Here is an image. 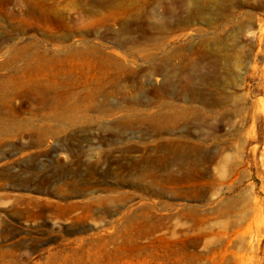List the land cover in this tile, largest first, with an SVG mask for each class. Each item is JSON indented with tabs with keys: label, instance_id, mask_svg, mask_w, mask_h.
<instances>
[{
	"label": "rangeland",
	"instance_id": "rangeland-1",
	"mask_svg": "<svg viewBox=\"0 0 264 264\" xmlns=\"http://www.w3.org/2000/svg\"><path fill=\"white\" fill-rule=\"evenodd\" d=\"M6 1L0 0V61L8 46L27 45L31 52L61 59L91 45L95 60L103 54L134 75L113 87L102 85L111 92L106 102L120 113L92 109L77 115L72 125L47 114L49 107L89 104V98L49 97L41 107L29 98L13 100L25 109L20 117L29 126L23 138L12 133L0 141V246L23 253L15 261L9 257L10 264H264V0L227 2L225 18H215L210 26L195 19L188 25L170 24L154 36L159 47L147 40L146 46L132 44L133 35L119 32L120 22L128 19L125 5L114 18L106 9L70 0L42 2L45 15L68 19L63 28L51 21L23 23L8 14L21 6ZM155 7V23L173 20L164 16L162 5ZM103 17L106 21L97 23ZM229 33L235 34L239 62L221 94L213 79L228 74L213 69L214 49L208 42L220 37L229 44ZM139 47H147V53L135 51ZM196 54L204 57L198 65L207 70L201 73L191 70ZM108 66L104 71L113 75ZM56 70L44 66L47 73ZM71 72L83 81L87 73L97 78L102 71L74 66ZM186 79L194 94L184 87ZM228 94L238 101L236 116L215 114L229 112L230 103L214 108L203 103ZM132 106L160 114L173 106L186 110L173 129L165 130L163 123L151 124L144 115L123 117ZM189 111L194 115L188 119ZM48 127V132L43 129ZM173 144L185 151L195 147L203 158L189 177L187 165L172 162ZM228 155L235 156L229 172L219 163L220 156ZM17 196L31 202L26 215L11 211ZM181 210H195L202 220L197 229L208 234L196 248L201 253L197 258L188 257L184 248L188 235L196 232L194 221L172 219Z\"/></svg>",
	"mask_w": 264,
	"mask_h": 264
},
{
	"label": "bare ground",
	"instance_id": "bare-ground-1",
	"mask_svg": "<svg viewBox=\"0 0 264 264\" xmlns=\"http://www.w3.org/2000/svg\"><path fill=\"white\" fill-rule=\"evenodd\" d=\"M7 0L6 3H9ZM45 0H16L13 3L15 5L21 6L20 11H9L8 14L12 17L19 18V20L23 21V23H28V21L32 20L33 22L39 21H51L58 23L61 27H67L68 24L67 18L59 17V16H48L45 15L41 10V3ZM76 5L88 6L94 10H108L109 16L116 17L120 14L118 8L124 6V14L128 18L123 22H120V31L127 32L134 36H130V43H134L137 45H141L142 43L146 46L148 45L147 41H151L149 44L151 47H159V43L154 41V36L156 33H164L165 27L168 25H177L183 26L191 24L194 19L202 22L206 26H210L214 23L215 18L223 19L225 18L223 15V6L227 2H231L232 0H70ZM156 4V5H155ZM162 5L164 8V16L172 17V21L162 20L160 23H155L152 19L159 16L158 11L156 12L157 5ZM23 8V9H22ZM102 15V14H101ZM102 17V16H101ZM110 17V18H111ZM113 20V19H112ZM106 19L100 18L97 23H103ZM216 28V27H215ZM167 32H165L166 34ZM71 34V32H70ZM119 34V33H118ZM141 39H145L140 41ZM227 39L230 40L229 44L225 43V41L218 37L208 42V46H210L213 50L212 54L215 59V65H213V69H225V72L228 74L224 77L217 76L213 79L212 86H215L216 90H220L221 94L228 84L232 81L229 73L238 66V58L239 52L235 46V34L229 33L227 35ZM142 42V43H141ZM12 45V44H11ZM4 46V45H3ZM6 47V46H5ZM133 47V46H132ZM83 49V50H81ZM81 49H75L72 51V54L67 56V58H51L48 56H44L43 54L36 52H31L29 46L17 47L8 46L5 52L8 55L0 61V141L6 140L7 137H10L11 134L17 135L19 138H23L25 136V131L27 130L29 123L27 120L20 117L21 113L25 111L21 106H16L13 103V100L18 97L29 98L32 102L36 101L38 107L44 106L46 104V100L49 97H54L58 100H63L68 97L77 94V97H86L90 99L89 104H79V103H57L55 104V108L49 107L52 109L49 115L56 116L57 119L62 122L61 124H69L72 125L76 122V118L80 113L87 114L90 110H105L103 112H107V114L112 113H120V109L117 110L116 106L108 104L106 101L108 97L111 95V92L104 89L102 85L109 84L110 87H113L118 84V81L125 80L127 76L134 77L132 72H128L125 65H122L119 61L112 62L109 58L104 56L103 54H99L98 58L95 60V55H92V52H96L93 46L85 45ZM137 52L144 53L148 51L147 47H139ZM134 51V50H132ZM3 53V52H2ZM81 53H86L82 54ZM93 53V54H94ZM6 54V53H5ZM97 54V53H96ZM80 62H75L76 58H79ZM103 57V58H102ZM195 61H191L190 66L191 70L195 72H200L206 69V66L198 65L199 62L204 60L203 54H196ZM48 61V62H47ZM52 65V67L56 68V71L46 72L44 71V66L46 64ZM73 64V65H72ZM186 63H181V68H183ZM110 65V66H108ZM184 65V66H183ZM81 67L86 66V68L92 70L95 69L97 71H102L101 76L84 78L83 81L78 80L73 76L71 72V68L73 67ZM108 66L109 69L115 70L113 75L111 73L113 71H109L106 73L105 68ZM219 66V68H218ZM68 68L67 70L63 68ZM205 67V68H204ZM59 70V71H58ZM86 70V69H85ZM126 74L124 75V73ZM116 73V75H115ZM204 80L206 82L209 81L208 77L202 74ZM82 76V75H81ZM130 78V79H131ZM81 81V82H80ZM89 86V87H87ZM184 87H189L187 83V79L185 80ZM193 88V87H192ZM191 88V93L194 94V90ZM209 95L208 93H203ZM225 94H223L224 96ZM101 96L103 101L95 102L91 101L96 97ZM210 96V95H209ZM211 97V96H210ZM230 103L233 108L228 110L229 112L221 113L216 112L215 114L219 116V118H223L225 114L229 117H233L238 115L239 110L236 108L238 104L237 100H234L232 94L226 95L221 99L214 98L211 101L203 102L206 106L209 107H217L221 103ZM170 104V103H169ZM172 104V103H171ZM203 104V105H204ZM159 106V105H158ZM104 107H108L105 109H101ZM159 108V107H158ZM167 108V106H166ZM164 108V109H166ZM116 110V111H114ZM128 112L122 115L127 118H137L140 115H144L146 120H149L151 124L154 122L156 124H162L161 129L171 130L176 125L177 117L180 112L185 111L186 109L175 108L172 107L171 110H162L163 113L160 114V110L152 111L147 108L144 111H141L136 106H132L127 109ZM155 110V109H154ZM166 111V113H164ZM187 112V111H186ZM78 115V116H77ZM83 115V114H82ZM159 115L161 117H159ZM163 115V116H162ZM194 115V113H193ZM192 113L188 112V119L191 118ZM205 116L207 114H204ZM121 118V117H120ZM180 118V117H179ZM117 123H122L123 120H117ZM53 122V121H52ZM161 122V123H160ZM31 123V122H30ZM34 123V122H33ZM36 123V122H35ZM154 123V124H155ZM137 124V123H136ZM140 124V123H139ZM171 127H170V126ZM50 127L43 128L48 132ZM51 129V128H50ZM36 139L39 141L41 139L40 129H36ZM162 131V130H161ZM55 132V131H54ZM56 135V134H55ZM50 136V135H49ZM23 147L24 144L21 143ZM179 146V145H178ZM173 155L172 162L173 163H181L183 166L187 165V175L192 174L193 171L190 169L196 168L197 164L203 161L201 156H198L197 151H195V147H189V150H180L176 147V144H173ZM235 156H220L219 163L223 170H227L228 172L233 167ZM180 160V162H178ZM153 162V160H152ZM161 162V161H160ZM169 165V164H168ZM170 168V167H169ZM185 169V168H184ZM206 170L203 167L200 171L201 173ZM222 168L219 171L223 172ZM197 171V170H196ZM199 174V172H198ZM186 175V176H187ZM178 176V175H177ZM192 177V176H191ZM198 186V184H197ZM188 188V187H187ZM201 191H206L205 183L200 185ZM106 199V198H104ZM31 204L26 197L17 196L14 199V202L11 207V211L17 215H26L28 206ZM74 206V204H72ZM226 210V208H225ZM182 211V210H181ZM176 216H182L188 220H193L195 223L196 232L194 234H189L188 238L189 243L184 245L185 254L190 258H197L200 254L196 251V248L199 247V243L202 241V237H207L208 234L200 232L197 229L199 222H201V218L197 216L195 210H187L182 211L181 213H177L172 217V219ZM171 221V219H170ZM24 238L21 237L18 244L23 246ZM204 245L207 244V240H204ZM193 248L192 250H190ZM195 251V252H194ZM23 256V253L14 254L11 251H7L2 249L0 246V264H10L9 257L15 261V258H20Z\"/></svg>",
	"mask_w": 264,
	"mask_h": 264
}]
</instances>
